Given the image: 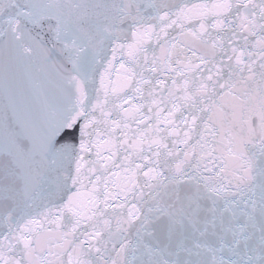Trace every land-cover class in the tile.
I'll list each match as a JSON object with an SVG mask.
<instances>
[{
    "label": "snow or ice",
    "instance_id": "snow-or-ice-1",
    "mask_svg": "<svg viewBox=\"0 0 264 264\" xmlns=\"http://www.w3.org/2000/svg\"><path fill=\"white\" fill-rule=\"evenodd\" d=\"M0 264H264V0H0Z\"/></svg>",
    "mask_w": 264,
    "mask_h": 264
}]
</instances>
